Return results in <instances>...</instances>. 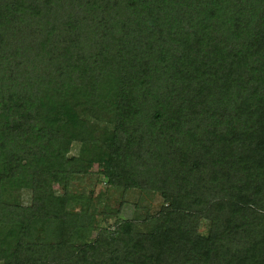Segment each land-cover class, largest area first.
I'll return each mask as SVG.
<instances>
[{
    "label": "trees",
    "instance_id": "1",
    "mask_svg": "<svg viewBox=\"0 0 264 264\" xmlns=\"http://www.w3.org/2000/svg\"><path fill=\"white\" fill-rule=\"evenodd\" d=\"M0 264H264V0H0Z\"/></svg>",
    "mask_w": 264,
    "mask_h": 264
},
{
    "label": "rangeland",
    "instance_id": "2",
    "mask_svg": "<svg viewBox=\"0 0 264 264\" xmlns=\"http://www.w3.org/2000/svg\"><path fill=\"white\" fill-rule=\"evenodd\" d=\"M79 145L73 143L69 150V155H75L78 152ZM80 148V147H79ZM87 170L89 173L86 174H76L73 176L70 182V190L74 193L88 195L90 203L94 205L95 217L97 225H105V222L111 223L113 221L112 217H105L102 215L101 211L103 207H109L114 210L119 205L118 217L119 218H129L133 213L134 205L137 204L141 207V213L143 209L147 211H156L163 202L157 193H144L139 192L135 189L126 190L121 192L118 188H113L105 183V179L102 178L98 173H96L97 167L93 162L87 163ZM53 188L55 194H59L60 190L58 186L53 183ZM19 201L24 204H28L29 195L24 190L19 194ZM143 208V209H142ZM107 219V220H106ZM137 229L144 231L148 230L144 225H137ZM207 229V224L204 220L199 222L197 230L199 233H205ZM91 237L94 235V230L89 234Z\"/></svg>",
    "mask_w": 264,
    "mask_h": 264
}]
</instances>
